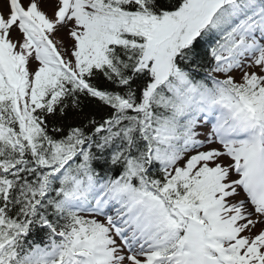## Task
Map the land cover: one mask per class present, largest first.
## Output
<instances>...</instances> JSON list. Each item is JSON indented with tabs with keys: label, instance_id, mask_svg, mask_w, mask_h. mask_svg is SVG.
Wrapping results in <instances>:
<instances>
[{
	"label": "snow or ice",
	"instance_id": "1",
	"mask_svg": "<svg viewBox=\"0 0 264 264\" xmlns=\"http://www.w3.org/2000/svg\"><path fill=\"white\" fill-rule=\"evenodd\" d=\"M0 264H264V0H0Z\"/></svg>",
	"mask_w": 264,
	"mask_h": 264
}]
</instances>
